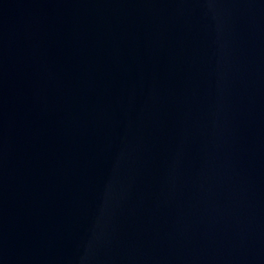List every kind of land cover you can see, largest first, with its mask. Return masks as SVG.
<instances>
[{
    "label": "water",
    "instance_id": "95a60500",
    "mask_svg": "<svg viewBox=\"0 0 264 264\" xmlns=\"http://www.w3.org/2000/svg\"><path fill=\"white\" fill-rule=\"evenodd\" d=\"M0 264H264V0H0Z\"/></svg>",
    "mask_w": 264,
    "mask_h": 264
}]
</instances>
